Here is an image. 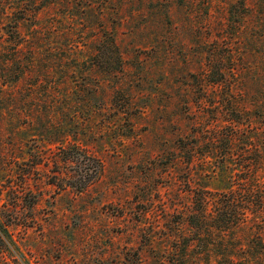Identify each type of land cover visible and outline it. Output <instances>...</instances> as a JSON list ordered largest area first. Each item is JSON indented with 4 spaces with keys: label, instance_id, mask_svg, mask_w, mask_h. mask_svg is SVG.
Listing matches in <instances>:
<instances>
[{
    "label": "rangeland",
    "instance_id": "1",
    "mask_svg": "<svg viewBox=\"0 0 264 264\" xmlns=\"http://www.w3.org/2000/svg\"><path fill=\"white\" fill-rule=\"evenodd\" d=\"M14 42L35 73L0 76V264H198L193 192L264 145V0H0V72Z\"/></svg>",
    "mask_w": 264,
    "mask_h": 264
},
{
    "label": "trees",
    "instance_id": "2",
    "mask_svg": "<svg viewBox=\"0 0 264 264\" xmlns=\"http://www.w3.org/2000/svg\"><path fill=\"white\" fill-rule=\"evenodd\" d=\"M16 35L19 36L16 33L14 38H17ZM11 39L13 38L8 37V41ZM13 49L17 51H13L12 56L5 62V68L0 72V76H4L3 81H6L8 87L14 77L13 83H18L26 74L35 73L32 70L34 68L32 61L25 66L17 55L20 51L19 46ZM114 54L116 60L113 59ZM97 56L108 70L114 60L118 64L121 63L112 36L109 46L99 48ZM62 60L63 58H59L58 63ZM50 71V66L46 65L39 70L42 74L38 73V76L42 78L41 76H45ZM10 75L13 77L7 79ZM228 128V138L233 142L238 137V128L234 119H229ZM262 135L264 138V130ZM230 159L234 162L232 155ZM233 165L235 167L236 163L234 162ZM241 167H243L242 171L248 172V175L239 176V178L229 176L225 180L224 192L218 194V197L202 188H197L193 192V210L187 214L186 221L194 227V247L198 264H264V219L261 218L264 216V145L261 147L257 162L242 163ZM6 225L0 221L1 240L4 237ZM240 228L247 229L243 234H235ZM189 247L188 244L186 249L188 250Z\"/></svg>",
    "mask_w": 264,
    "mask_h": 264
}]
</instances>
